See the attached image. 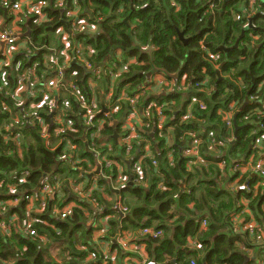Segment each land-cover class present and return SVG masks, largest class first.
I'll list each match as a JSON object with an SVG mask.
<instances>
[{
	"label": "clouds",
	"instance_id": "obj_1",
	"mask_svg": "<svg viewBox=\"0 0 264 264\" xmlns=\"http://www.w3.org/2000/svg\"><path fill=\"white\" fill-rule=\"evenodd\" d=\"M0 264H264V0H0Z\"/></svg>",
	"mask_w": 264,
	"mask_h": 264
}]
</instances>
